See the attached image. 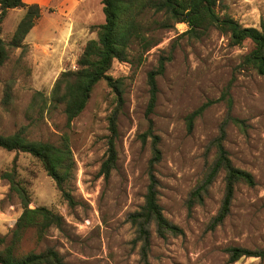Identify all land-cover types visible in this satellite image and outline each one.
Masks as SVG:
<instances>
[{
    "label": "rangeland",
    "instance_id": "obj_1",
    "mask_svg": "<svg viewBox=\"0 0 264 264\" xmlns=\"http://www.w3.org/2000/svg\"><path fill=\"white\" fill-rule=\"evenodd\" d=\"M31 3L40 7L41 15L20 47L9 43L25 8L9 9L1 23L8 57L0 67V134L20 132L29 140L56 145L66 139L76 162L68 186L76 204L71 207L61 196L40 161L26 153L0 149V173L15 162L30 207L47 206L64 220L61 229L50 228L41 241L33 230H27L17 254L52 246L68 264H264V256L228 263L227 251L230 247L264 250V75L240 67L251 45H231L216 28L194 38L186 33L185 23L152 31L160 38L157 45L140 54L133 43L127 61L114 60L107 72L119 81L120 99L101 80L84 110L68 124L64 106L47 98L60 73L76 69L86 42L96 38L94 26L105 21L102 3L35 0L27 4ZM224 3L225 11L243 26L259 28L264 22V0ZM158 19L160 14L149 12L145 22ZM162 56L168 60L156 79V105L147 115V75ZM233 77L229 114L244 121V130L225 121L229 111L219 99ZM36 92L42 96L35 99ZM204 104L188 130L187 116ZM114 110L116 160L105 177L100 168L107 157L108 117ZM149 120L161 153L152 172L157 200L163 215L183 234L160 237L151 222L143 260L142 242L129 216L143 205L149 184L152 143L150 136H143ZM221 128L232 164L251 173L255 185L236 184L229 214L213 225L224 195V171L206 187L201 203L189 207L188 200L214 161V141ZM21 211L19 199L9 193L7 180L0 177V236L9 239Z\"/></svg>",
    "mask_w": 264,
    "mask_h": 264
},
{
    "label": "trees",
    "instance_id": "obj_2",
    "mask_svg": "<svg viewBox=\"0 0 264 264\" xmlns=\"http://www.w3.org/2000/svg\"><path fill=\"white\" fill-rule=\"evenodd\" d=\"M105 21L94 26L96 38L89 39L76 60V69H69L60 73L55 80L47 101L54 105L62 104L64 114L69 124L86 107L94 86L101 80L114 89L120 99L119 81L114 80L107 72L111 69L114 60L127 61L128 50L135 43L140 54H144L160 42V38L152 31L171 27L175 23H185L186 31L191 37L199 38L205 35L210 28H216L226 35L231 45H251L242 57L241 69L250 68L258 75H264V22L260 27L243 26L230 16L224 0H100ZM25 8V14L19 21L10 41V45L20 47L27 33L40 17V7L27 4L23 0H0V67L8 57L6 44L1 38V23L9 9ZM219 10L224 11L220 15ZM160 14V19L146 23V15ZM155 25H154V24ZM168 58L160 57L157 66L147 75L149 99L146 114L150 115L157 101L158 87L156 79L162 75L165 62ZM234 77L224 87L219 99L224 100L228 109L225 121L230 120L241 130L245 123L241 119L230 116L232 98L230 90ZM9 97V90L6 89ZM42 96L41 92L34 94L35 99ZM46 101V102H47ZM207 104L202 105L187 116L188 130H191L193 120L199 115ZM117 111L114 110L108 117L109 135L107 136V157L101 164L100 174L108 176L115 164L117 138L116 128ZM143 136H150L152 143V156L149 162V184L144 196V203L139 210L130 214L129 220L137 232V239L142 242L141 256L146 260L150 239L148 225L153 222L156 233L160 237L182 235L183 230L172 224L163 215L162 207L157 200L156 179L153 166L160 161L161 153L158 147L159 138L152 130V122ZM224 129L221 128L219 136L215 139V157L201 184L191 193L188 206L201 203L206 187L213 181L220 170L224 176V195L219 210L213 218L212 224L221 223L229 214L230 205L234 196L235 186L243 183L254 186L255 180L251 173L236 168L223 145ZM0 149L9 152H22L40 161L47 175L54 181L61 196L73 207L76 202L70 194L68 186L76 172V162L68 141L62 139L59 144L27 139L20 132L9 135L0 134ZM9 184V193H14L20 201L22 211L16 219L14 228L7 240L0 236V264H68L61 254L52 246L40 252H27L17 254L18 245L24 233L31 229L38 241H41L52 227L61 229L64 225L63 217L47 206L30 207V197L23 179L19 178L16 164L0 173ZM228 263H234L242 257H263L264 250H250L242 247L228 248Z\"/></svg>",
    "mask_w": 264,
    "mask_h": 264
},
{
    "label": "crops",
    "instance_id": "obj_3",
    "mask_svg": "<svg viewBox=\"0 0 264 264\" xmlns=\"http://www.w3.org/2000/svg\"><path fill=\"white\" fill-rule=\"evenodd\" d=\"M23 1L29 3L30 1H35V0H23Z\"/></svg>",
    "mask_w": 264,
    "mask_h": 264
}]
</instances>
